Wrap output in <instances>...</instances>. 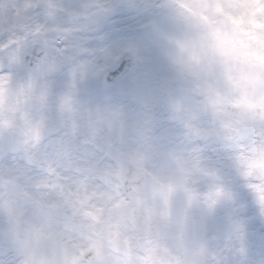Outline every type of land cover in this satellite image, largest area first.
I'll return each instance as SVG.
<instances>
[{"label":"clouds","instance_id":"9594fccd","mask_svg":"<svg viewBox=\"0 0 264 264\" xmlns=\"http://www.w3.org/2000/svg\"><path fill=\"white\" fill-rule=\"evenodd\" d=\"M0 264H264V0H0Z\"/></svg>","mask_w":264,"mask_h":264}]
</instances>
